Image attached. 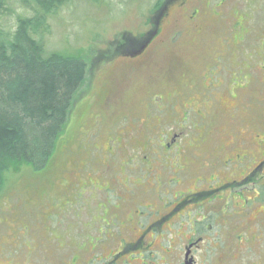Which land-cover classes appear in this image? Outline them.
I'll use <instances>...</instances> for the list:
<instances>
[{"label":"rangeland","instance_id":"obj_1","mask_svg":"<svg viewBox=\"0 0 264 264\" xmlns=\"http://www.w3.org/2000/svg\"><path fill=\"white\" fill-rule=\"evenodd\" d=\"M157 1L110 0L98 7L76 0L52 21L46 36L47 49L82 56L87 74L75 94L68 122L48 166L36 171L22 165L17 172L5 173L0 193V264H88L90 258L92 264H100L101 255L130 238L131 228L124 218L126 208L132 209L135 201L139 205L152 204L154 208L143 207L141 212L148 216L159 209V214L149 217L155 221L165 212L159 200L166 205L172 203L169 210L177 209L171 221L181 217L180 223L174 222L173 239L172 232L166 231L164 236L158 233L156 243L164 250V246L170 247L169 239L173 246L178 242V226L180 238L187 239L199 219L205 239L196 252V264H217V253L226 249L224 244L230 246L226 236L232 226L241 235L243 248L235 254L236 262L264 264V159L255 154L256 146L250 144L256 141L250 138L255 137L251 132L264 136L259 104L254 106L248 123L251 129L246 128L250 134L248 143L232 150L226 129L213 140L228 144L224 159L228 162L200 170L199 164L189 165L197 160L200 107L168 101L160 81L153 87L148 84L154 78L148 68L137 71L129 80L124 65L105 66L104 56H115L118 43H127L124 37L145 33ZM218 2L212 0V5L217 7ZM233 3L247 10L255 8L253 14L264 20V0H254L248 6L246 0H226L224 7ZM251 45L254 46L247 49L245 58L260 68L262 79L255 84L259 94L246 96L250 102L264 99V42ZM161 53L156 54V61L173 55ZM176 55L189 56L180 52ZM111 95L128 105L115 109L112 121L94 124L104 99ZM143 100L146 102L141 105ZM126 114L129 117L114 123ZM223 185L227 187L202 193ZM35 191L43 197L47 191L54 196L44 200L35 197ZM190 191L202 195H179ZM120 203L123 209L113 211L117 219L111 211ZM178 203L184 206L178 207ZM151 235L150 232L148 236ZM172 261L177 263L173 257ZM142 263L140 259L136 264Z\"/></svg>","mask_w":264,"mask_h":264},{"label":"flooded vegetation","instance_id":"obj_2","mask_svg":"<svg viewBox=\"0 0 264 264\" xmlns=\"http://www.w3.org/2000/svg\"><path fill=\"white\" fill-rule=\"evenodd\" d=\"M246 1L248 6L249 2L253 3L254 0ZM225 3L226 0H220L215 7L212 5V0H162L157 7L152 9L146 22L145 33L141 35L132 33L127 37L128 39H125L127 43H118L113 58L104 56L107 57L105 66L111 64V67H115L113 65L118 63L124 65L127 71L125 76L129 80L137 71L148 68L154 77L148 84L153 87L160 81V85L164 86V93L170 98L168 101H175L184 106L186 103L187 107L193 106L194 109L196 104L200 107V112H197L199 137L195 140L197 144L195 148L198 151L195 154L197 160L189 162L192 167L199 164L200 170L204 166L216 168L218 163L228 156L226 151L228 144L213 140L216 136L228 129L230 132L228 138L231 141L229 145L232 150L233 147L243 148V144L248 143L250 134L247 135L246 128L249 127L248 123L255 105L259 104L264 118V99H253L251 102L248 98L246 99V96L259 94V89L255 88V84L256 81L262 79V73L257 65L245 58L247 49L254 46L251 43L264 42V20H260L258 14V18L253 14L255 8L247 10L240 5L235 6V3H233L234 6L227 8L224 7ZM127 46L128 49H126ZM159 52L173 55L172 57L164 55L162 61H156V54ZM178 52L187 53L189 56H177ZM236 75L238 77L234 79ZM158 98L166 99L162 96ZM145 102L143 100L141 105ZM121 104L128 105L125 101L124 103L118 101L114 95L104 99L101 105L102 111L95 117L94 124L106 122L105 120L112 121L115 117V109H119ZM146 105L148 106V103ZM120 117L116 118L114 123L129 115ZM253 135L255 137L250 138L256 141L250 144L253 147L256 146L255 154L264 159V136L261 137L260 134L251 132V136ZM224 162L227 163L228 160ZM225 187L227 186L223 185L217 189L211 187L202 193H213ZM188 193L179 195L180 197L189 195L187 198L202 195L197 194L198 192ZM34 196L47 200L54 195L47 191L43 197L35 191ZM229 196L228 194L224 200H221V203ZM122 197L123 195L119 202H122ZM36 201L41 202L38 199ZM124 201H127V198ZM159 202L165 212L155 221H151L149 217L154 213L159 214V209L148 216L141 212L143 207L154 208L152 204L139 205L135 201L131 205L132 209L126 208L124 218L126 219L125 224L131 228L130 238L120 241L116 248L110 249L105 253L106 255H98L103 259L100 264H126V262L136 264L140 259L143 260L142 264H186L187 261L196 264V252L205 239V235L200 233L203 224L198 219L196 223L199 222V224H196V229L190 232L191 224L188 222L187 231L190 232V236L187 239L180 238L182 235L179 233L180 226H178L176 232L179 240L173 246L171 239L176 236L173 228L176 223H180L181 217L171 221L177 209L169 210L172 203L166 205L163 201L161 203L159 200ZM183 206L182 204L178 207ZM89 207L86 208L89 210ZM112 209V213L117 212V209H123V205L117 204ZM115 216L118 219L116 214ZM188 216L190 219L191 213ZM166 223L168 226L163 227ZM192 224H195V221ZM120 225L123 226V222ZM205 227L208 229L207 226ZM166 231L172 232L173 237L169 239V248L162 244L166 247L164 250L156 243V238L158 233L164 236ZM236 231L237 229L232 226L231 232L226 236V243L230 246L224 244L226 249H220L221 252L217 253L215 259L217 264H238L235 254L241 253L243 248L240 244L241 235ZM150 232L152 235L148 236ZM94 247L97 249V246ZM216 248L220 247L216 246ZM171 257L176 259L177 263L171 262ZM87 263L92 264L91 258Z\"/></svg>","mask_w":264,"mask_h":264},{"label":"trees","instance_id":"obj_3","mask_svg":"<svg viewBox=\"0 0 264 264\" xmlns=\"http://www.w3.org/2000/svg\"><path fill=\"white\" fill-rule=\"evenodd\" d=\"M75 1L0 0V193L5 173L48 166L85 81L82 56L46 46L52 21Z\"/></svg>","mask_w":264,"mask_h":264},{"label":"water","instance_id":"obj_4","mask_svg":"<svg viewBox=\"0 0 264 264\" xmlns=\"http://www.w3.org/2000/svg\"><path fill=\"white\" fill-rule=\"evenodd\" d=\"M192 263V261H187V263L186 264H191Z\"/></svg>","mask_w":264,"mask_h":264}]
</instances>
